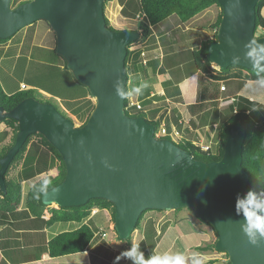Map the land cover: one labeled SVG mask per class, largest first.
I'll use <instances>...</instances> for the list:
<instances>
[{"label": "water", "instance_id": "obj_1", "mask_svg": "<svg viewBox=\"0 0 264 264\" xmlns=\"http://www.w3.org/2000/svg\"><path fill=\"white\" fill-rule=\"evenodd\" d=\"M259 0H217L222 15L208 58L217 68L238 65L264 70V35H256L255 6ZM104 0H29L11 6L0 0V39L43 20L55 34V51L74 78L95 99L87 119L76 126L54 105L25 97L9 110L0 106V121L18 125L14 143L0 158V191L5 172L30 134L42 135L60 154L63 180L41 195L45 205L69 207L102 198L114 206V229L120 239L134 231L147 209L188 208L208 222L216 235L214 247L230 264H264V239L249 243L242 225L246 218L237 199L249 193L242 167L243 122L226 129L218 160L195 159L166 137H155V125L125 113L127 45L140 38L132 29H111L105 23ZM119 90V91H118Z\"/></svg>", "mask_w": 264, "mask_h": 264}, {"label": "trees", "instance_id": "obj_2", "mask_svg": "<svg viewBox=\"0 0 264 264\" xmlns=\"http://www.w3.org/2000/svg\"><path fill=\"white\" fill-rule=\"evenodd\" d=\"M25 1L29 0H11V6L15 7ZM109 1L111 0H104L103 8H105ZM210 6L219 7V12L215 17V21L209 25V28L213 30V36L210 39L202 40L198 47L189 49L190 51L188 52L191 58L190 65L188 64L185 67L181 66V69H178L180 64H175L171 69H169L167 61L165 60V53L161 58H150L143 62L144 47L134 50L130 49L133 44L152 42L154 37L151 35V27L164 22L171 15L177 16L178 20L182 23L188 22L198 13ZM137 10L142 18L135 23L132 29L140 32V38L127 45V54L124 60L125 72L127 75L126 86L128 85L129 75L141 72L143 74L141 78L145 79L148 76L149 69L154 73L167 72L170 76H173V74L176 73L178 74V77H172L162 81L161 86L163 93H153L151 88L152 86L150 85L140 87L137 95V99L142 105V109L140 110H137L135 105L129 106L127 90V95L124 100V108L127 115L145 118L155 125V131H157L158 126L164 118L163 113L159 112L164 109H162L163 107L160 108V105H155L161 101L163 105H165L166 99L179 101V82L194 73L201 74L206 79L217 83L224 81H256L264 83V70L261 68L248 69L238 65H229L225 69H221L217 68L208 58V45L216 38V31L222 15V9L217 0H137ZM255 13L256 19L254 33H256L257 29H259L260 32L258 35H264V0H259L256 3ZM105 23L109 28H111L109 20L106 16ZM12 36L0 39V42L9 40ZM30 47L35 46L30 45ZM21 49L19 53H22ZM45 49L53 52L54 55L52 59L42 61L40 58V60H36L35 58L32 60L33 52L29 51L27 52V55L31 58L25 56L24 63L21 65V70L24 76L30 80L34 79V82L19 80L16 87L11 92L4 91L0 85V106L3 107L4 110H9L25 97L36 98L35 93H38L39 91L37 89H39L44 92L42 94L54 95L60 99V102L63 101L68 104L72 114L80 119L83 118L82 121L85 122L90 111L95 105L89 99L91 95L88 88L74 78L72 72L67 68L65 60L56 53L55 47ZM23 54L25 55V52H23ZM17 56L20 58V55L17 54ZM3 58L4 57H2L0 53V64L4 61ZM32 61L36 64V66H33L32 68L30 67L29 69V64ZM28 62V67H26L25 63ZM29 72L32 73V78ZM35 80L40 81L41 83L36 82ZM20 83L29 85L30 87L21 89L19 85ZM239 98L235 99V101H233V103L229 106L232 113L228 116H223L220 120L215 117V115H211V112H209L210 110L199 115L201 124L202 121H206L205 118H208L207 120L209 123H212V125L215 124L216 126L212 138V144L207 150L201 149L200 144L194 143L196 141L195 139L178 138L179 142H177V144L179 147L188 150L195 159L206 162L218 160L223 153L227 127L238 121L243 122L246 128V136L242 145L241 164L244 170L248 173L247 188L257 199L264 200V106L253 101H249L241 96H239ZM54 107L63 116L72 120L62 109L61 112L56 106ZM261 110H263V113H260ZM177 120L178 117L174 116V122L180 129L181 125L177 122ZM0 122H3L12 131L11 140L3 145L0 144L1 158L14 143L15 136L18 131V125L14 119L9 117ZM166 128L170 130L168 119H166ZM6 135L7 131L0 132V142H2ZM34 135H36L38 139L33 143V149L30 150L28 142L30 141L31 136ZM166 138L171 139L169 136H166ZM20 161H22L21 168L15 176L10 177V170L15 169ZM41 172H44L45 175L38 179L26 193V203L22 213L27 210L31 212L35 218L43 222L44 225L50 226L54 222L58 221L64 223H80L87 218L93 210L107 209L110 212L111 220L114 222V206L106 199L91 198L83 205L69 207L57 206L55 204L45 205L42 203V193L47 189L56 186L63 180L65 176V165L58 151L39 133L30 134L26 138L24 144L15 154L5 172L6 191L5 193L0 191V212H2L3 215H7L9 213L12 217H15V214L18 213L16 210L21 200V182L25 179L32 178ZM180 209L181 208H177L174 210ZM152 210L164 211L156 209L144 210L139 215L134 230L141 227L145 213ZM48 211L50 213L46 214ZM186 219L188 218L182 217L173 223L179 234L186 236L190 242V245L184 254L185 264H199V262H202L203 259L200 255H197L195 251H205L209 248L215 249V241L207 243L203 246L199 245L205 236L199 232L198 228L192 222L189 223V226L186 224L183 228V225L185 224L184 221ZM205 223L210 225L208 222ZM165 229V227H161L160 232H157V229L154 227L153 219L147 220L143 236L137 245L138 251L143 254L144 258L147 257L148 252L151 253V256L155 255L154 248L159 240L160 234L164 232ZM131 235L124 240L130 239ZM191 235L196 238L194 242L189 240ZM116 236L118 237L117 233ZM93 238V229L90 225L83 222L74 229L61 231L48 239L45 247L40 249L41 252H47L49 256L46 261L40 264H87L85 251L90 246ZM224 254L227 259V254L225 252ZM213 262L214 260H209L207 261V264H211ZM0 264L8 263L1 260ZM226 264H230L228 260H226Z\"/></svg>", "mask_w": 264, "mask_h": 264}, {"label": "rangeland", "instance_id": "obj_3", "mask_svg": "<svg viewBox=\"0 0 264 264\" xmlns=\"http://www.w3.org/2000/svg\"><path fill=\"white\" fill-rule=\"evenodd\" d=\"M107 4H109V3H107ZM106 7L107 6H105V9H106ZM115 10L116 9H114V8L107 9L108 15L112 16V14H115ZM110 11L112 12V14ZM204 11H205V14L200 19L196 20L194 23H192V22L186 23V24H188V26H187L188 28H195V29L189 30V31H191L192 35L183 34V35H180L179 38H174V36L172 34L170 35V37H168V33L162 32L161 39L164 43L167 41H170L172 44V40H174V44L170 48V51H168V54L165 58V60L167 61V66L169 69H171L175 64H180V67L178 66V69H181V66L185 67L188 64L190 65L191 64V58H190V54L188 52V51H190L189 50L190 47H191V49L195 48V46L198 47L200 40L207 39L210 36H213V30L211 28H209L208 25L213 20H215V17L217 15V13L219 12V7L210 6L206 9H204L202 12L198 13L197 16H199V15L201 16L202 13H204ZM194 18H195V16L192 19H194ZM169 19L171 21L175 20V23L173 22L174 24L180 23L177 16H175V15H171ZM135 22H136V20H135ZM122 23L123 22H114L113 24L115 26H121ZM109 24H110L111 28L115 29V26L112 23L109 22ZM159 24H161V23H159ZM174 24L173 25L170 24V26H171L170 28H175ZM163 25H166V24H163ZM180 26H181V23H180ZM159 27H160V25L157 28H159ZM157 28H155V29H157ZM47 29H49V31H50L49 32L50 38L48 37V35L46 36L43 34L44 31ZM259 32H260V30L257 29L255 34L258 35ZM188 38H190V40ZM32 40H36V43L38 45L35 44V47H30ZM54 42H55V34H54L53 30L49 27V25L43 20H37L32 25L21 28L9 40H6L4 42H0V53H1V56L4 57L3 58L4 61L0 64V85L3 88V90L6 92H11L12 90H14V88L16 87V84L19 80L33 81L34 79H31V80L27 79V77L24 76V74L21 70V65L24 63V57L25 56L29 57L27 55V52L32 51L33 52L32 60H34L35 58H36V60L41 59L42 61L52 59L53 55H54L53 52L46 50L45 49L46 47H44V46H52L54 44ZM139 44H141V47H142L143 43H138V44L131 45L130 49H132V50L136 49L135 47H139ZM192 46H194V47L192 48ZM20 49L22 50V53H19ZM147 50H145V52L143 54V58H147V57L152 56L153 54H159L160 53L159 49H157V48L153 49V50H155L154 53H153V50H151V54L146 52ZM23 52H25V55L23 54ZM17 54L20 55V58H18ZM21 54H23V55H21ZM29 58H31V57H29ZM28 64H29V62L25 63L26 67H28ZM29 65H30L29 69H30V67L32 68L33 66H36V64L33 61L30 62ZM15 67H16V70H15ZM136 73L129 75L128 85L126 86L127 90H128L129 100H137V95L139 92V91H137V89L145 86V84L151 85L152 90L154 92H156L153 83H155L156 86H159L158 82L161 79L157 73L155 74L152 71L148 72L147 79L141 78V76L143 75L141 72L140 73L136 72ZM29 74H31V78H32V73L29 72ZM172 77L177 78L178 74L174 73L173 76L169 75L168 79H170ZM198 77H196V78L194 77V80H196L195 82L197 84L198 101H199L201 96L206 98L205 96L209 95L208 92L213 91L215 86L217 87L218 83H215V82L208 80V79H207L208 80L207 81L206 78H203V77L200 78V76H198ZM36 82H40V81H36ZM230 82L231 81H224L223 82L224 84H226L228 86L229 90H231ZM160 83H162V82H160ZM232 87L235 88V84H232ZM37 90L39 92L35 93L36 99H39L42 102L50 103V104L56 106L60 111L62 109L72 119V121L74 122V124L76 126L82 124L83 118L80 119V118L76 117L74 114H72L71 110L69 109L68 104H66L63 101L60 102V99H58L54 95H50V94L44 95V94H42V93H44L43 91H41L39 89H37ZM229 90H228V92H229ZM238 98H239V96L236 97L235 99H238ZM89 99L92 103L95 104V99L92 96ZM165 103H167V102L165 101ZM220 103H219V105H220ZM230 104L228 105V107L221 109V111L218 110V105L216 104V106H214V108H212L210 110L211 111L210 114L215 115V117H217L220 120L221 118H223V116H228L230 113H232L230 110V107H229ZM158 105H160L159 106L160 108L163 107L162 101L158 102V104L155 106H158ZM209 105H211V103H209ZM212 105H213V103H212ZM261 111H263V110H261ZM163 117L166 119H169L170 116H168V112H167L165 114L163 113ZM164 118H163V120H164ZM166 119H165V121H166ZM207 119L208 118H205L206 121H202V124L200 123V126H207L206 128L203 129L200 126H196L198 131H200V133H199L200 135H207L209 133V131H211V133H212V131L216 129L214 127V125H212V123H209V121ZM203 124H205V125H203ZM159 127H163V126H159ZM6 131H8V135L5 139V141H10L11 136H12V131L8 126H6ZM162 137H166V136H162ZM169 137L175 143L179 142L178 136H173V137L169 136ZM37 139H38V137L36 135L31 136L30 141L28 142V147L30 150L33 149L32 145L34 142L37 141ZM203 139H205V138H203ZM205 140H203V141H205ZM197 143H199L198 139H197ZM23 161H24V159H23ZM15 174L16 173H15L14 169H11L9 172V176L12 177V176H15ZM44 175H45L44 172H41L38 175L34 176L32 179H29L28 181L21 183V195H20L21 200H20V203H21L22 208L25 207L26 193L30 190L32 185L38 179L43 177ZM26 211L21 213V215L25 214V213H27L29 215L32 214L31 212H29V211L26 212ZM47 213H50V212L48 211V212H46V214ZM98 214L101 216V218H100L101 222L93 220V219L92 220L89 219L88 221H82L83 223H87L88 225H90L94 231V238H93L92 242L90 243V246L88 247L87 252L85 254L86 261L88 260L90 264H135V262L132 258L123 255V253L127 250H130L133 246L138 245V242L140 241V239L143 236L145 224H146L147 220H149V219H153L154 227L157 229V232H160L161 227L167 228V226L169 224L175 222V220H177L179 217H182V216H184L186 218L189 217L192 221H194V224L197 225L199 232L205 236V238H203L201 240L199 245L203 246L207 243H211V242L216 240V235L214 233L213 228L210 225H208L207 223L200 221L196 217V215L192 212V210H190L188 208H181L180 210H164V211L152 210V211L146 212L144 217H143L141 227L139 229L134 230L132 232L131 238L128 240L120 239L116 236V232L114 230V222L111 220V215H110V212L108 210H107V213H105V214H104V212H102V210H100V212H98ZM189 218L184 221L185 225L186 224L188 226L190 225L189 223L191 222V220ZM82 222H80V223H82ZM73 223H75V222H72V223L71 222H69V223H64V222H59V223L56 222L55 223L54 222V224L50 227V229L48 230L46 235H49V237L51 238L56 233L59 232L60 226L64 225V226H66L65 228L69 229V228H71L70 226ZM162 234H163V232L160 234V237L162 236ZM160 237H159V239H160ZM168 238H173L172 232H168V234L164 235L163 241H166V242H164L163 244L167 245ZM42 240L43 239H41V241ZM175 246H177L179 248L178 245L175 244ZM34 250L31 249V251H28V255L30 254V252H34ZM195 252L197 253V255H200L203 259V261L199 262V264H207V261H209V260H214V262L211 264H226L227 259L225 257L224 252H221V251H218V250L212 249V248L207 249V251L196 250ZM169 254H172V252L169 251ZM208 254H210V256ZM5 255L8 258V259H5V261L8 264H12L11 262H13L12 260L16 258V255L15 254L13 255L12 253H10V251L5 253ZM20 255L23 256L22 250L20 251ZM150 257H151V253L148 252V255L145 259L147 260ZM23 258H24V256H23Z\"/></svg>", "mask_w": 264, "mask_h": 264}, {"label": "crops", "instance_id": "obj_4", "mask_svg": "<svg viewBox=\"0 0 264 264\" xmlns=\"http://www.w3.org/2000/svg\"><path fill=\"white\" fill-rule=\"evenodd\" d=\"M106 9H104L105 16L109 20L110 23L114 22H123L121 26H115V29H132V27L135 25V23L142 18V16L139 14V11L137 10V0H111L108 2ZM109 8H114L115 14H112V16H109L107 13V9ZM205 14L202 13L200 16H195L194 19H192L189 22H180L178 24H174L175 20H170L169 18L166 19L164 22L161 24H157L155 26L151 27V35L154 37V40L152 42H146L143 43L142 47L141 44H139V47H135L136 49L143 48L147 50L149 54H151V50L153 49H159V54H153L155 50H153V55L147 58H143V62L146 61V59L150 58H156L159 57L161 58L164 53L168 54V51H170V48L174 44V40H172V44L170 41L163 42L161 39V34L162 32L168 33V37L172 34L174 38H179L180 35L187 34V35H192L191 29L195 28H188V24L186 23H194L196 20L200 19L203 15ZM136 20V22H135ZM171 21V22H170ZM213 20L212 22H214ZM174 22V23H173ZM211 22V23H212ZM209 23V25L211 24ZM166 24V25H163ZM170 24H174L175 28H170ZM160 25L159 28H157ZM208 25V26H209ZM157 28V29H155ZM133 30V29H132ZM49 29L44 31V35H48L50 38V33ZM212 36H210L207 39H210ZM45 38V37H44ZM190 40V38H188ZM207 39H202V40H207ZM200 40L199 42H201ZM190 43V42H189ZM38 45L36 43V40H32L31 46ZM200 45V43H199ZM198 45V46H199ZM48 49H51L55 47V42L52 46H44ZM194 46H192L193 48ZM196 47V46H195ZM191 49V47H190ZM143 51V54L145 52ZM151 71L150 69L148 72ZM156 74V73H155ZM158 76L161 78L160 81L158 82L159 86H156L155 83L154 87L156 92L152 90L153 93H163V89L161 86V83L163 80H166L169 78V74L167 72L164 73H157ZM202 76L201 74L194 73L189 77L184 78L179 82V89H180V100L179 101H171L169 99H166V104L163 105L164 110L160 111L159 113H167L168 112V123L170 126V130L166 128V121L162 120L160 126H164L168 132L170 133L171 137L173 136H178V138L182 139H195L196 141L194 143L200 145H206L210 146L212 144V138L214 135L215 130L209 131L207 135H200V131L196 128V126H200V119L199 115L208 112L216 104L218 105V110L221 111V109H224L228 107L230 103H233L235 101L234 99L238 96L244 97L248 99L249 101H253L259 105L264 106V83L261 82H256V81H246V82H239V81H231L230 82V88L229 90L228 86L224 84L223 82H218L217 87L215 86L213 91H209V95L200 97V100L198 101V89H197V84L196 80H194V77ZM148 77V76H147ZM147 77L145 79H147ZM199 78V77H198ZM197 78V79H198ZM207 80V79H206ZM208 81V80H207ZM217 83V82H215ZM232 84H235V88L232 87ZM23 85V83H20V87ZM25 85V84H24ZM149 85V84H145ZM151 86V85H150ZM224 86L225 88L222 90L220 87ZM26 88H29V85H25ZM159 87V88H158ZM161 89V90H160ZM229 90V92H228ZM211 92V93H210ZM132 98V97H131ZM221 102V103H220ZM155 103V101H154ZM211 103V105H209ZM213 103V105H212ZM220 103V105H219ZM201 104V105H200ZM174 112H173V111ZM172 112V113H171ZM211 112V111H209ZM260 113H263V111H260ZM174 116L178 117L177 122L181 125V128L179 129L174 122ZM201 128H206L207 126H200ZM214 127L216 128L215 124ZM178 131L177 135H174V132ZM6 131V125L3 122H0V132ZM8 135V131H7ZM6 135V137H7ZM5 138H3L2 142L0 144H5L9 141H5ZM205 138V139H203ZM197 139L199 140V143H197ZM205 140V141H203ZM22 161H20L16 168L14 169L15 173L18 172V170L21 168ZM38 175V174H37ZM36 176V175H35ZM34 177V176H33ZM32 177V178H33ZM29 178V179H32ZM29 179L23 180L21 183L28 181ZM107 213L106 209H95L91 212V214L85 218L83 221H88L89 219H93L96 221H100L101 216L98 214V212ZM18 213L15 214V217H12L11 214L3 215L2 212H0V261L5 259H8L5 255V253L9 252L12 253L13 255H16V258L13 259L11 262L12 264H40L44 261H46L49 256L48 253L45 251H42L40 249H43L45 247L46 242L48 239H50L49 235H46L48 230L50 229V226L44 225L43 222L35 218L34 215H29L27 213L22 214L23 208L21 206V203L19 204L16 212ZM184 217V216H182ZM179 217L178 219L182 218ZM189 218V217H188ZM177 219V220H178ZM190 219V218H189ZM191 220V219H190ZM176 221V220H175ZM61 221H58L59 223ZM191 222L194 224V221L191 220ZM56 223V222H55ZM72 223V222H71ZM81 223L75 222L73 223L69 229H74L78 227ZM43 225V226H41ZM195 225V224H194ZM186 225H183V228ZM197 227V225H195ZM66 226L62 225L59 228V232L68 230L65 228ZM58 232V233H59ZM168 232H172L173 238H168L167 240V245L163 244L166 241H163L164 235L168 234ZM57 234V233H56ZM196 236V234H195ZM41 239H43L41 241ZM189 240L191 242H194L196 238L191 235L189 237ZM42 242V243H41ZM44 244V245H43ZM178 245L179 248L177 246ZM190 245V242L188 241L186 236H183L179 234L177 229L174 226V223H171L167 226L165 231L163 232L162 236L160 237L158 243L156 244L154 248V252L156 254H164V253H169L172 252V254H182L184 256L186 250L188 249ZM12 246V247H11ZM31 249H35L34 252H30L28 255V251H31ZM22 250L23 256L20 255V251ZM207 251V250H205ZM87 250L85 251V253ZM40 254V255H39ZM39 255V256H38ZM210 256V254H208ZM87 264H90L89 261L87 260Z\"/></svg>", "mask_w": 264, "mask_h": 264}, {"label": "clouds", "instance_id": "obj_5", "mask_svg": "<svg viewBox=\"0 0 264 264\" xmlns=\"http://www.w3.org/2000/svg\"><path fill=\"white\" fill-rule=\"evenodd\" d=\"M236 207L238 210L242 209L246 218V224L242 225V230L246 234L249 243L257 245L260 239H264V216L258 215L256 211L262 208V204L257 202L249 193L247 199H237ZM258 234L260 239H258ZM123 255L132 258L135 264H185V257L179 253L155 254L146 260L143 254L138 251V246H133L130 250L125 251Z\"/></svg>", "mask_w": 264, "mask_h": 264}, {"label": "built area", "instance_id": "obj_6", "mask_svg": "<svg viewBox=\"0 0 264 264\" xmlns=\"http://www.w3.org/2000/svg\"><path fill=\"white\" fill-rule=\"evenodd\" d=\"M21 88H26L25 85H21ZM222 90L225 88L224 86H221L220 87ZM135 105L136 109L137 110H140L142 109V105L141 103L138 101V100H129V106H133ZM178 132L175 131L174 132V135H177ZM154 136L159 138V137H162V136H171L170 133L167 131V129L163 126V127H158L157 131L154 132ZM201 146V149L203 150H207L209 147L206 146V145H200Z\"/></svg>", "mask_w": 264, "mask_h": 264}]
</instances>
